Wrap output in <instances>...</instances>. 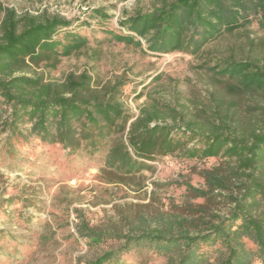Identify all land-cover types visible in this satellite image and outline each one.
Wrapping results in <instances>:
<instances>
[{"label": "trees", "instance_id": "obj_1", "mask_svg": "<svg viewBox=\"0 0 264 264\" xmlns=\"http://www.w3.org/2000/svg\"><path fill=\"white\" fill-rule=\"evenodd\" d=\"M0 12V103L8 109L1 126L10 138L59 146L70 154H103L99 179L107 184H125L148 162L179 150L188 159H234L238 163L240 181L236 196L231 191L227 197L232 204L229 215L215 224L207 223L203 231L119 236L88 230L91 242L122 237V251L140 244L162 246L165 251L176 248L177 256H170L166 264H212L196 249L219 241L224 257L218 264H252L255 260L264 264V124L247 133L238 130L221 98L210 112L203 111L209 117L201 123L187 119L184 104L150 96L134 116L123 102V87L129 83L123 76L103 85L86 72L50 81L47 73L62 58L87 47L89 39L81 29L89 26L57 15L19 16L1 4ZM89 18L110 39L143 54L205 58L196 69L209 74L228 94L264 97V70L255 61L236 59L231 53L213 56L205 49L236 35L252 18L264 32V0H157L151 9L122 18L116 30L108 29L110 16L104 8L92 9ZM212 174L211 170L202 172L206 190L187 186L194 197L226 189ZM243 239L256 249L245 248ZM111 256L112 252L105 253L90 264H104Z\"/></svg>", "mask_w": 264, "mask_h": 264}, {"label": "rangeland", "instance_id": "obj_2", "mask_svg": "<svg viewBox=\"0 0 264 264\" xmlns=\"http://www.w3.org/2000/svg\"><path fill=\"white\" fill-rule=\"evenodd\" d=\"M0 4L19 16L57 15L89 26L81 29L89 39L87 47L62 58L56 69L47 73L50 81L86 72L103 85L123 76L129 81L123 87V102L134 116L150 96L184 104L187 119L201 123L209 117L205 112L221 98L238 130L247 133L264 124V97L228 94L209 74L196 69L205 58L143 54L116 43L89 18L92 9L104 8L110 16L108 29L116 30L122 18L151 9L157 0H0ZM205 49L213 56L231 53L236 59L255 61L264 70V32L254 18L236 35ZM157 76L161 77L158 82ZM7 114L8 109L0 103V264H90L108 252L112 256L104 264H166L170 256H177L176 248L165 251L162 246L140 244L122 251V237L93 243L87 237L88 230L119 236L154 231L194 235L207 223L215 224L230 213L232 204L227 197L231 191L236 196L240 181L234 159H188L179 150L148 162L125 184H107L99 179L103 154H70L59 146L10 138L1 126ZM206 170H211L226 189L194 197L187 186L206 190L202 176ZM242 242L245 248L256 249L248 240ZM196 252L204 254L209 263L218 264L223 248L217 241L200 245ZM252 264L263 263L255 260Z\"/></svg>", "mask_w": 264, "mask_h": 264}]
</instances>
